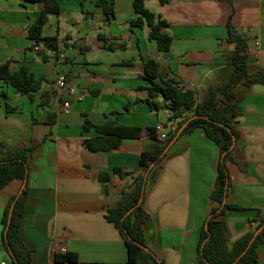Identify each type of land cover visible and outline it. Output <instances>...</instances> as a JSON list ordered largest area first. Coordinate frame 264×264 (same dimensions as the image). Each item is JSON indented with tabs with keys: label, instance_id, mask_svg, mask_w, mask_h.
<instances>
[{
	"label": "crops",
	"instance_id": "obj_1",
	"mask_svg": "<svg viewBox=\"0 0 264 264\" xmlns=\"http://www.w3.org/2000/svg\"><path fill=\"white\" fill-rule=\"evenodd\" d=\"M115 1V16L109 23L101 16L99 28L94 29L92 7H85L91 12L86 14L82 0H62L61 12L50 14L43 29L45 36L58 35L59 49L44 60L29 36L44 3L0 0V65L11 61L12 71L26 66L36 77L45 78L31 94L0 81V141L7 147L36 145L26 182L15 178L0 188V264H13L3 244V217L11 198L26 183L28 200L19 232L33 264H55V254L65 251L77 253L79 260L61 264H130L123 236L105 217L107 209L121 200L126 184L113 169H136L142 152L154 140L145 132L124 138L116 148L93 151L84 139L99 132L94 127L85 130L83 124L88 117L98 124L112 119L154 126L158 137L165 132L167 139L192 110L170 119L169 101L162 94L150 97L151 81L145 75L150 58L159 62L165 78L195 90L200 102L212 85L229 80L233 73L234 65L227 60L231 46L223 43L231 18L248 39L249 71L264 70V0H169L166 4L145 0L149 9L169 22L165 31L173 42L168 51L159 50L149 38L148 26L128 22L135 16L134 0ZM129 59L132 64H123ZM61 77L69 80L74 93L57 84ZM45 91L51 98L43 106ZM66 100L71 103L68 111L62 108ZM235 101L240 130L236 157L242 167L229 162L233 184L227 200L248 209L227 212L229 246L255 226L251 218L257 215L256 208L264 207V83L238 85ZM6 103L16 110L9 112ZM48 112L56 113L52 125L43 120ZM183 128L170 142L159 174L149 179L145 199L150 213L146 241L165 264H195L201 229L218 205L211 191L218 173L219 145L201 127L180 135ZM103 171L110 172L107 181L100 179ZM258 254L259 264H264V243L259 244Z\"/></svg>",
	"mask_w": 264,
	"mask_h": 264
},
{
	"label": "trees",
	"instance_id": "obj_2",
	"mask_svg": "<svg viewBox=\"0 0 264 264\" xmlns=\"http://www.w3.org/2000/svg\"><path fill=\"white\" fill-rule=\"evenodd\" d=\"M43 2L44 7L36 20L29 27V36L33 39V45L41 44L39 51L44 60H48L50 53L59 49V37L43 35V29L50 14L61 12L62 0H29ZM85 0H82L83 11L91 12L85 8ZM166 4L169 0H160ZM94 6L101 9L104 21L109 23L115 16V0H93ZM133 7L135 16L128 22L132 26H148L149 38L155 40L161 51L170 50L173 42L172 36L165 31L169 22L160 13L149 9L145 0H134ZM229 36L223 40L231 46L227 52V60L234 65L233 73L229 80L209 88L207 96L200 102L196 100V92L193 89H184L175 78H165L160 72V64L150 58L145 63V75L151 81L148 90L150 97L154 98L162 94L169 101L173 111L170 119L183 116L186 110L192 113L183 116L172 130V136L162 143L154 126L142 127L119 123L109 119L104 123H94L88 117L85 118L83 128L88 130L95 128L99 135L85 138V145L93 151L110 150L121 145L124 138L141 137L145 132L153 138L152 145L142 152L137 168L125 170L121 166H115L113 171L126 179L123 195L114 208L107 209L105 217L112 222L123 236L128 248V261L130 264H165L146 241L145 226L150 213L145 207L147 186L150 178H155L167 156V148L183 128L181 134L192 132L196 128H203L209 138L214 140L220 148L218 173L215 186L211 191V198L218 202L208 214L201 229L198 254L195 264H259L258 246L264 243V207L256 208L257 215L251 218L256 222L255 226L237 238L232 246H229V231L227 225V212L229 210H247V207L225 200L228 190L232 186V178L229 162L242 163L236 157V142L240 136L237 125L238 107L235 101L236 87L242 83L251 85L264 83V70L250 72L248 69V39L231 21L227 24ZM108 48H112L109 37L101 34ZM123 64L130 65L132 60H124ZM44 77H36L26 66L19 70H11V61L0 65V81L11 84L20 93L31 94L38 91ZM6 96L5 93H3ZM51 95L45 91L42 93L41 104L46 106L50 102ZM158 106L156 101H150ZM7 110L15 111L16 107L6 103ZM49 124L56 121V113L48 112L43 119ZM35 144H26L23 147H7L0 141V188H3L13 179L27 180L29 172V159L35 149ZM110 178V172L103 171L100 174L102 181ZM26 182V181H25ZM28 200L27 183L23 190L14 195L3 217L4 231L3 244L8 250L13 264H33L30 249L23 242L19 227L24 213L25 204ZM79 260L75 252H57L56 263H75Z\"/></svg>",
	"mask_w": 264,
	"mask_h": 264
},
{
	"label": "built area",
	"instance_id": "obj_3",
	"mask_svg": "<svg viewBox=\"0 0 264 264\" xmlns=\"http://www.w3.org/2000/svg\"><path fill=\"white\" fill-rule=\"evenodd\" d=\"M34 48H35L37 51H40V50L43 48V46L40 45V44H37V45H35ZM63 57H64V54H62V55L60 56V58H63ZM57 84H58L60 87H67V88H68V90H67L68 92H71V93H74V92H75V88L73 87V85H71V84L69 83V80H68L67 78L61 77L60 79H58ZM70 105H71L70 101H69V100H66V101L63 102V107H62V108H63L65 111H68ZM159 138H160V139H164V138H166V133H165V132L161 133V135H160ZM55 264H59V263H55Z\"/></svg>",
	"mask_w": 264,
	"mask_h": 264
},
{
	"label": "rangeland",
	"instance_id": "obj_4",
	"mask_svg": "<svg viewBox=\"0 0 264 264\" xmlns=\"http://www.w3.org/2000/svg\"><path fill=\"white\" fill-rule=\"evenodd\" d=\"M84 5H85L86 8H91L92 7L93 10L96 12L95 13L96 20H95V22H93L94 23L93 27H94V29H98L99 28V24H100L99 20H100L101 16H103V12L101 11V9L96 8L94 6V3L92 4L90 0H85ZM62 19L66 20V17L63 15Z\"/></svg>",
	"mask_w": 264,
	"mask_h": 264
},
{
	"label": "water",
	"instance_id": "obj_5",
	"mask_svg": "<svg viewBox=\"0 0 264 264\" xmlns=\"http://www.w3.org/2000/svg\"><path fill=\"white\" fill-rule=\"evenodd\" d=\"M171 135H172V133L169 134L168 138L171 137ZM168 138H167V139H164V140L162 141V143H165V142L168 140ZM25 181H26V180H25ZM225 200H227V197H225Z\"/></svg>",
	"mask_w": 264,
	"mask_h": 264
}]
</instances>
